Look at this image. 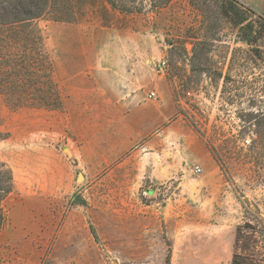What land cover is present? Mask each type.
Wrapping results in <instances>:
<instances>
[{"label": "rangeland", "instance_id": "374dc122", "mask_svg": "<svg viewBox=\"0 0 264 264\" xmlns=\"http://www.w3.org/2000/svg\"><path fill=\"white\" fill-rule=\"evenodd\" d=\"M113 10L161 13L158 17L165 39L161 48L168 51V63L182 85L181 112L205 137L223 177L215 203L217 212L209 201L195 195L175 202L184 207L179 233L173 232L172 225L145 217L136 222L118 218L122 225L118 233L111 226L99 232L89 218L85 231L82 226L70 228L65 212L71 202L64 204V213L56 217L48 206L42 211L36 202L23 201L18 190L24 179L18 161L21 145L57 142L60 153L64 147L69 153L65 133L50 137L48 132L32 130L23 137L27 128L19 125L22 116L34 117L33 112H21L25 107L61 109L59 87L61 106L57 108L27 104L12 108L0 92V162L9 166L14 176L13 190L1 203L0 264H169L175 245H231L237 262L264 264V0H55L49 13L31 23L41 34L39 44L56 85L55 66L64 67L66 50L72 49L66 35L72 36L74 31L67 27L111 19ZM70 11L79 17L64 20ZM18 27L8 32L9 37ZM12 43L6 59L11 64L22 63L18 54L30 45L19 40ZM3 65L0 57V67ZM187 91L192 95H186ZM246 137L248 144L243 142ZM81 181L78 174L77 184ZM29 188L39 194L38 185ZM87 193L92 196L90 189ZM160 196L165 204L167 196ZM174 196L176 191L168 198ZM149 197L140 191L141 207ZM84 199L80 192L73 194V200L86 205Z\"/></svg>", "mask_w": 264, "mask_h": 264}, {"label": "crops", "instance_id": "0c3cea01", "mask_svg": "<svg viewBox=\"0 0 264 264\" xmlns=\"http://www.w3.org/2000/svg\"><path fill=\"white\" fill-rule=\"evenodd\" d=\"M110 13L111 19L67 27L74 31L66 35L72 49L66 50V65L54 69L61 109H21L34 113L32 120L22 116L19 122L27 128L23 137L32 130L50 137L65 133L69 153L65 147L60 153L57 142L21 145L18 161L24 179L18 190L23 201L36 202L42 211L48 206L56 217L71 202L65 212L70 228L82 226L85 231L89 218L99 232L111 226L118 233V218L136 222L145 217L172 225L179 233L184 207L175 202L196 195L209 201L216 213L223 177L205 137L181 112L182 85L168 63V51L161 48V13ZM151 90L157 99L147 97ZM194 165L201 167L200 173L192 172ZM31 184L38 185L39 194L30 192ZM140 191L150 196L143 207ZM175 191L176 196L168 198ZM75 192L88 206L73 200ZM161 194L167 196L162 198L165 204ZM131 227L137 229L136 224ZM230 249L231 245H175L169 264H231Z\"/></svg>", "mask_w": 264, "mask_h": 264}, {"label": "trees", "instance_id": "16d2710c", "mask_svg": "<svg viewBox=\"0 0 264 264\" xmlns=\"http://www.w3.org/2000/svg\"><path fill=\"white\" fill-rule=\"evenodd\" d=\"M54 1L0 0V57L5 62V65L0 67V92L4 94L12 108L23 104L50 108L61 106V96L52 78L51 64L46 63L45 54L39 44L41 34L31 23L34 19L49 13ZM111 4L115 6L113 2ZM67 14L62 17L64 20H75L79 17L71 11ZM62 18L59 17L60 20ZM13 27L18 28L12 31L9 37ZM13 40L30 45L28 49L23 47L18 54L20 60L21 57L24 59L22 63L15 61L11 64L6 59L8 57L6 52L10 51ZM7 74L12 75L7 77ZM13 184L12 169L0 162V228L3 221L1 203L13 190ZM236 230L239 231V227ZM237 263L241 264V261L237 262L236 254H233L231 264Z\"/></svg>", "mask_w": 264, "mask_h": 264}, {"label": "built area", "instance_id": "2783aa9c", "mask_svg": "<svg viewBox=\"0 0 264 264\" xmlns=\"http://www.w3.org/2000/svg\"><path fill=\"white\" fill-rule=\"evenodd\" d=\"M186 95L191 96L192 94H191L190 91H187V92H186ZM147 97L150 98V99H157V98H158V95H157L156 91L151 90V91H149V93L147 94ZM243 142L246 143V144H248V143H250V139H249L248 137H246V138L243 140ZM201 170H202V169H201V167H200L199 165H194V166L192 167V172H193V173H200Z\"/></svg>", "mask_w": 264, "mask_h": 264}]
</instances>
